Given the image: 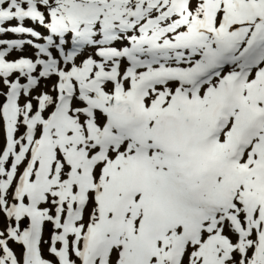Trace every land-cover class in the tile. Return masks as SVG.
I'll return each instance as SVG.
<instances>
[{
  "label": "snow or ice",
  "instance_id": "snow-or-ice-1",
  "mask_svg": "<svg viewBox=\"0 0 264 264\" xmlns=\"http://www.w3.org/2000/svg\"><path fill=\"white\" fill-rule=\"evenodd\" d=\"M0 131V264H264V0H0Z\"/></svg>",
  "mask_w": 264,
  "mask_h": 264
},
{
  "label": "rangeland",
  "instance_id": "rangeland-1",
  "mask_svg": "<svg viewBox=\"0 0 264 264\" xmlns=\"http://www.w3.org/2000/svg\"><path fill=\"white\" fill-rule=\"evenodd\" d=\"M10 37L14 38L13 35H10ZM31 51L32 50L30 48H26L25 54H31ZM2 143H3V133H2V131H0V145H2ZM45 238H47V231L45 232ZM13 247L16 248L17 251H19V248L17 245H13ZM46 249H47V246L45 245V255L47 256V250Z\"/></svg>",
  "mask_w": 264,
  "mask_h": 264
}]
</instances>
